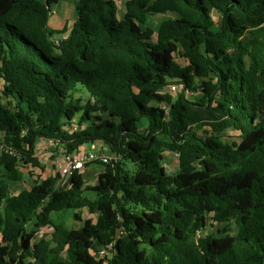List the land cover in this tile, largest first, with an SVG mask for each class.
<instances>
[{"label": "trees", "instance_id": "1", "mask_svg": "<svg viewBox=\"0 0 264 264\" xmlns=\"http://www.w3.org/2000/svg\"><path fill=\"white\" fill-rule=\"evenodd\" d=\"M57 1L0 0V264H264V0H75L63 31ZM40 139L118 158L86 164L95 184L56 171L10 193ZM83 208L95 219L68 228Z\"/></svg>", "mask_w": 264, "mask_h": 264}, {"label": "rangeland", "instance_id": "2", "mask_svg": "<svg viewBox=\"0 0 264 264\" xmlns=\"http://www.w3.org/2000/svg\"><path fill=\"white\" fill-rule=\"evenodd\" d=\"M44 1V0H40ZM119 3V12L118 16L122 17L123 15V9L122 4ZM62 11V12H61ZM58 13H64L67 22H66V28L67 30H70L72 27L74 21L76 20V11H75V0H58L57 3H55L50 10L49 14V20L57 19L59 16ZM58 14V15H57ZM171 15L169 14H158L155 16H148L146 18V23L142 24L141 27L144 29L147 25L154 30L157 28V24L164 19L169 18ZM213 19L217 26L220 25L221 20L219 15L216 13H213ZM51 26V25H50ZM63 31V29H61ZM65 35V33H59L55 32L53 35V38H59L60 36ZM179 64H184L183 60L178 59ZM165 92L168 93L167 89L165 88ZM173 96H176L177 94H172ZM76 97H81L83 100H85L88 97V94L84 90H79L77 93L74 94ZM191 99H196V95H191ZM231 133V134H230ZM229 134L233 136L232 132ZM1 151V150H0ZM37 157L40 161V165L36 168L27 167L26 169H23V179L20 183H14L11 180H7L9 184L10 193H15L17 190L21 187L30 188L32 187L36 181L46 178L49 175H52L54 172L53 166L57 165V168H59V164H62V151L55 148V146H49V144L43 143V146L39 147L36 150ZM125 168H128L130 171V164L127 162L124 164ZM163 166L165 170L168 173H175L178 170L177 166V156L173 152H165L164 153V161ZM102 165L98 163H93L87 165L83 170V176L86 180L87 184H95L97 182V174L101 172ZM30 171V172H29ZM66 187V186H61ZM85 194L89 198H94L95 195L93 192L87 191ZM78 214L80 219L75 216V214ZM52 217L56 220L57 216L54 213ZM65 225L68 228H78L82 225V221L87 218H93L95 219L94 214H90L86 208H83L81 210H75V211H67L63 216ZM32 225L29 224L28 228H30ZM217 225L215 223L208 224L205 228L202 229L200 232L201 235L211 234L216 231Z\"/></svg>", "mask_w": 264, "mask_h": 264}, {"label": "built area", "instance_id": "3", "mask_svg": "<svg viewBox=\"0 0 264 264\" xmlns=\"http://www.w3.org/2000/svg\"><path fill=\"white\" fill-rule=\"evenodd\" d=\"M55 43H58L59 38L54 39ZM165 88L167 89L168 93L177 94L183 92L185 96L188 98L191 95H195L194 92L185 88L182 84L178 83H170L166 87L162 89L161 92H165ZM161 109L164 110L165 116L168 115L169 106L162 103L160 104ZM73 130L77 129L76 125L72 126ZM1 150V147H0ZM177 155V153H175ZM118 157L110 152L101 151L100 149H87V150H79L73 153H62V164L59 167L60 177L61 179H70V177L75 172H83L86 164L93 162V161H100L102 163H108L111 159H117ZM96 253L99 256H105L107 254V250L103 247H99Z\"/></svg>", "mask_w": 264, "mask_h": 264}, {"label": "crops", "instance_id": "4", "mask_svg": "<svg viewBox=\"0 0 264 264\" xmlns=\"http://www.w3.org/2000/svg\"><path fill=\"white\" fill-rule=\"evenodd\" d=\"M62 12V11H61ZM59 14V15H58ZM57 15L59 16L57 19H53V20H49L48 19V26L51 28V29H54V30H61V29H63L65 26H66V22H67V20H66V18H65V16L63 15L64 13H58ZM51 25V26H50ZM67 36V32L65 33V35H62V36H60L59 38H61V37H66ZM43 143H45V144H49V146H52L53 144H52V142L51 141H49V140H44V139H40L39 141H38V143H37V146H36V150L39 148V147H41V146H43ZM54 146V145H53ZM90 148H94V149H100V148H102V150L103 151H106V148L104 147V146H102V145H100V144H86V145H84V146H82L79 150L81 151V150H87V149H90ZM78 150V151H79ZM35 155L37 156V154H36V151H35ZM61 166V164H59V167ZM27 167H30V166H25V165H23V166H21L20 167V169H21V171H22V173H23V169H26ZM32 168V167H31ZM53 169H54V172H53V174L52 175H54L55 174V172L56 171H59V168H57V165H54L53 166ZM30 172V171H29ZM23 176H24V174H23ZM23 176H22V179H23ZM50 176V175H49ZM22 179H21V181H22ZM21 181H19V182H14V183H20ZM59 184L60 185H62V186H66V187H69V185H70V182H69V179H61V182H59ZM22 188H26V187H21V188H19L18 190H17V192L19 191V190H21ZM28 189V188H27ZM17 192H15V193H17Z\"/></svg>", "mask_w": 264, "mask_h": 264}]
</instances>
